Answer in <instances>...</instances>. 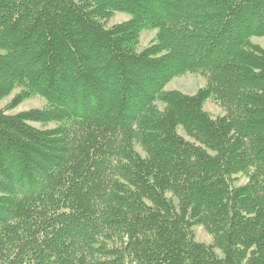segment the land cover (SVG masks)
<instances>
[{"label":"trees","instance_id":"trees-1","mask_svg":"<svg viewBox=\"0 0 264 264\" xmlns=\"http://www.w3.org/2000/svg\"><path fill=\"white\" fill-rule=\"evenodd\" d=\"M259 37L264 0H0V264H264Z\"/></svg>","mask_w":264,"mask_h":264},{"label":"rangeland","instance_id":"rangeland-1","mask_svg":"<svg viewBox=\"0 0 264 264\" xmlns=\"http://www.w3.org/2000/svg\"><path fill=\"white\" fill-rule=\"evenodd\" d=\"M129 19V17L123 13H116L112 19L108 23V27H111L113 25L121 24L126 22ZM155 31H143L140 35V41H139V49L142 50L146 48L151 41L155 37ZM251 42L254 45H257L264 49V37L259 38H253ZM205 86V80L197 75H183L181 77H176L172 81H170L164 88L165 91H179L185 95L192 96L194 95L199 89ZM17 92H14L9 97L4 99L0 102V111L3 110L12 100L14 95ZM44 101L39 98H32L29 100L24 101L21 105H19L17 108L11 110L8 114L15 115L21 112L29 111V110H35V109H42L44 107ZM203 109L206 113H208L212 118L219 117L223 114L222 110L215 105L211 100H208L204 106ZM36 128H43L40 125H33ZM53 125H49L45 127L44 129H51L53 128ZM180 135L183 136L182 131H178ZM243 181H241L239 184L241 185ZM238 184V185H239ZM193 234L195 241L204 244V245H210L212 243L211 238L206 234V232L201 227H195L193 228ZM216 254L219 255V252L216 251Z\"/></svg>","mask_w":264,"mask_h":264}]
</instances>
